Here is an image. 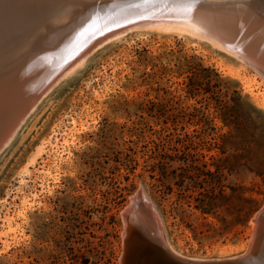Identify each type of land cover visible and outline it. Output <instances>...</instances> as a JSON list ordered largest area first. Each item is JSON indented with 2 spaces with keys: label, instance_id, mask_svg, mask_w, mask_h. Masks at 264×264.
I'll use <instances>...</instances> for the list:
<instances>
[{
  "label": "rangeland",
  "instance_id": "rangeland-1",
  "mask_svg": "<svg viewBox=\"0 0 264 264\" xmlns=\"http://www.w3.org/2000/svg\"><path fill=\"white\" fill-rule=\"evenodd\" d=\"M147 29L90 54L0 150V264H120L137 190L173 253L247 249L264 204V77L207 38Z\"/></svg>",
  "mask_w": 264,
  "mask_h": 264
},
{
  "label": "water",
  "instance_id": "water-1",
  "mask_svg": "<svg viewBox=\"0 0 264 264\" xmlns=\"http://www.w3.org/2000/svg\"><path fill=\"white\" fill-rule=\"evenodd\" d=\"M84 1L90 0H0V17H5L9 20L14 18L21 19L24 25L21 27L20 33L26 38L38 25H40L39 27L47 26L50 21H53L52 14L60 11L61 7L68 6V8H72L71 6ZM111 1L109 0L108 4ZM144 1L135 0L137 3L133 8H137L138 12H135L139 14H130V16L127 15L118 22L99 26L97 29L91 31L79 44L77 43L78 40L75 42V32L71 31V29L68 30V27L66 30L71 33L66 36L61 35L58 40L55 39L59 36V33L53 36L42 37L43 39H40L41 47L48 46L50 43L57 41L56 45H61V47L62 45L64 47L69 46L71 52L69 54L64 53L59 60L56 59L55 64L50 62V55H48L46 61L49 63L43 61V65H40V57L34 59L31 56L32 59L25 55V60L21 59L17 64L18 67L8 77L12 80L0 84V118H8L7 123L4 125V132L0 133V139L2 138L0 143L3 142L4 135L15 128L20 119L28 113L33 105L37 104V101L42 96L47 94L59 81L71 73L73 65L79 61H85L97 49L134 30L147 29L163 23L184 20L200 24L206 30L213 27L215 33H218V31L225 32L223 34L225 40L234 43L236 41L235 45L237 46L233 47L242 51L247 59H251L248 61L251 65L257 62L259 63L258 67L263 69L264 39L255 41L254 39L257 37L253 34L250 36L247 33L245 34V32H241L239 35H235L234 32L231 34L230 28H225L226 19H224V16L231 12L228 9L231 8L232 3L222 6V2H220V4H216L217 6H213V10L218 11H205L201 9V6L199 8L197 5H186L181 9L170 8L168 5L170 0H158L161 7L156 11L150 12L153 6L156 7L155 5L157 4L149 5L144 3ZM141 5L149 6L139 8ZM91 28L92 25L89 27V30ZM22 31L23 33L25 32V35ZM236 36L238 37L235 40ZM239 40L240 42H238ZM30 51L28 52L31 54ZM42 51L53 53L54 50L49 48ZM33 65L34 67H32ZM19 71H23V74L24 72L25 74L18 76ZM5 73L7 74V72ZM19 106L21 107L20 110L14 113L15 110L12 107L15 109ZM2 124L3 122L0 121V128ZM142 206H145V209H147L145 216L141 212ZM139 218L144 219L142 221ZM121 219L123 228L121 232L122 249L119 257L120 264H247L251 260L254 261V264H260L259 261H261L259 260L260 252L264 247V204L251 218L255 223V228L247 245V251L245 250L234 256L221 257L222 259L205 258L209 259L206 261L191 260L190 258L192 257L183 254L182 256L176 254L179 256L177 257L163 246L160 238L168 240L164 234L161 219L157 210L141 190H137L131 195L127 205L121 212ZM139 221L144 223V225H148L150 233L146 231L141 235L144 241L140 240L141 243H138L139 251L132 254L135 255V257H132V255L128 254L130 253V241H132L134 235L139 234Z\"/></svg>",
  "mask_w": 264,
  "mask_h": 264
},
{
  "label": "bare ground",
  "instance_id": "bare-ground-1",
  "mask_svg": "<svg viewBox=\"0 0 264 264\" xmlns=\"http://www.w3.org/2000/svg\"><path fill=\"white\" fill-rule=\"evenodd\" d=\"M108 1L109 0H90L80 2L75 6H71L72 8H68V6L61 7L60 11L54 12L52 14L53 21H50L47 26L39 27L40 25H38V27L30 32V34L26 36V38L23 37L20 33L22 30L21 27L24 25L21 19L14 18L12 20H9L8 18L0 17V84L12 80L8 77H10L12 71L18 67L17 64L19 63V61H21V59L25 60V55L30 58L34 57V59H38L40 57V65H43V61H45V63H49L46 61L48 55H50V62H52V64H55L56 59L59 60L64 53L69 54L71 52L69 46L64 47V45H62L61 47V45H56L57 41L50 43L48 46L45 45V47H41L40 39L42 37L53 36L59 33V36L55 39L58 40L61 35H69L71 32L68 30L71 29V31L75 32L76 34L75 42L78 40L77 43L79 44L91 33V31L97 29L99 26L118 22L121 19H124L125 16H130V14L132 15L138 12L137 8H133L137 3L135 2V0H112L109 4ZM145 1L144 3H147L149 5L157 4L155 5L156 7L153 6V9L150 12L156 11L159 9V7H161V4L158 3V0H148V2ZM220 2H222V6L232 3V5L230 6L231 8L228 9L231 12L227 13L228 15L224 16V19H226L225 28H230L231 34H233L234 32L235 35H239L241 32H245V34L247 33L250 36L252 34L256 36L257 38L254 39L255 41H261L264 39V2L262 0H244L239 3H237L235 0H170L168 2V5L170 8L178 9L184 8L186 5H197L199 6V8L201 6V9L205 11H218L213 10V6H217L216 4H220ZM149 5H141L139 8H145ZM91 25L92 28L89 30V27ZM67 27L68 30H66ZM148 29L162 32H184L191 35H197L199 37L207 38L213 41L218 46V48L224 51L226 50V52L228 51L227 53L230 52L231 55H235L236 58L246 63V65L248 64L249 66H251L254 70H256V73H259L262 77H264V67L263 69H260L258 67L259 63L257 62L251 65V63L248 62L251 59H247L242 51L233 47L237 46L235 45L236 41L234 43L232 41L225 40V37H223V34H225V32L222 33L221 31H218L219 34L215 33V29L213 27L206 30L205 28L201 27L200 24H195L192 21L184 20L174 21L171 23H163L158 26L149 27ZM23 34L25 35V32ZM237 37L238 36H236L235 40L237 39ZM238 42H240V40ZM49 48L54 50L53 53L50 51H42ZM28 51H30L31 54ZM83 62L84 61L77 62L71 72L79 67ZM32 67H34V65ZM5 72H7V74ZM21 74L24 75L25 72L23 74V71H19L17 75L19 76ZM35 106L36 104L30 108L28 113L31 112ZM20 108V106L16 107L15 109L12 107V109L15 110L14 113H17ZM26 115H24L20 119L15 128L11 129L4 135V140L0 143V150L13 138L18 127L25 120ZM7 120L8 118L5 119V117H2V119L0 118V121L3 122V127L1 126L0 128L1 134L4 132V125L5 123H7ZM141 212L143 213L142 209ZM252 225L253 224H251V226ZM253 227L255 228V223ZM251 230L252 227L250 231ZM138 233L139 234L134 235V238L132 239V241H130V253H128L129 255L137 253L139 251L138 243H141L140 240H142V242L144 241L141 236L144 233V229H142L140 226ZM160 240L162 241L163 246H165L172 254L177 256L172 252V250H170L167 242L163 240L162 237L160 238ZM260 254L261 259L259 258V260L261 261L259 262L260 264H264V247L262 248ZM132 257H135V255H132ZM190 259L194 260L192 258ZM253 262L254 261L251 260L247 264H254Z\"/></svg>",
  "mask_w": 264,
  "mask_h": 264
},
{
  "label": "trees",
  "instance_id": "trees-1",
  "mask_svg": "<svg viewBox=\"0 0 264 264\" xmlns=\"http://www.w3.org/2000/svg\"><path fill=\"white\" fill-rule=\"evenodd\" d=\"M192 74H193V76H196L195 73H192ZM188 79H189V82H188V86H187V91H188V93L195 94V92H198V90H199L198 84L196 83V81L195 82L192 81L193 80L192 77H189ZM184 178H185V176L181 175V177H179V180L176 179V184L178 186L182 187L183 182H184Z\"/></svg>",
  "mask_w": 264,
  "mask_h": 264
},
{
  "label": "snow or ice",
  "instance_id": "snow-or-ice-1",
  "mask_svg": "<svg viewBox=\"0 0 264 264\" xmlns=\"http://www.w3.org/2000/svg\"><path fill=\"white\" fill-rule=\"evenodd\" d=\"M146 2H148V0H146Z\"/></svg>",
  "mask_w": 264,
  "mask_h": 264
}]
</instances>
